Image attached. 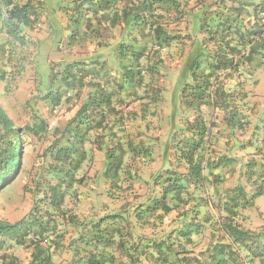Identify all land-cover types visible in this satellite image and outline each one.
<instances>
[{"label": "trees", "instance_id": "trees-1", "mask_svg": "<svg viewBox=\"0 0 264 264\" xmlns=\"http://www.w3.org/2000/svg\"><path fill=\"white\" fill-rule=\"evenodd\" d=\"M258 1L221 0L225 6L219 11L223 13L220 17L216 10L212 14L207 9L202 12L199 28L205 39L214 42L215 49L208 53L207 68L201 72H198L201 53L194 51V57L186 62L185 71L194 83L186 81L184 91L192 92L191 99L186 101L195 115L185 120L179 132L174 131L169 155L172 166L155 177L154 188L159 190L149 201L140 204L146 203L145 210L148 218L154 219V225L163 224L174 211L180 218L165 240L154 243L157 256L147 253L146 258L152 264H264V228L257 230L245 224L246 210L264 196V112L251 128L247 142L234 140L236 131H244L252 124L242 104L247 93L239 89L237 76L249 74L254 64L264 65V0ZM38 3V0H0V56L8 58L7 54L16 47L26 45L24 28L35 24ZM186 5L187 0H72L69 3L65 12L70 42L96 41L99 46L104 41V32L119 26L122 34L128 36L130 40L120 43L115 52L120 66L117 76L124 80H119L117 86L110 85L105 62L100 60L90 68L86 63L72 64L65 75L66 81L71 86L77 83L81 90L84 86L92 90L61 137L55 138L45 150L48 166L45 181L41 183L42 196L19 221L9 223L0 219V264H25L8 253L14 243L31 249L27 264H54V254L62 248L67 235L60 231V225L79 224V216L68 213L65 201L75 194V185L85 180L78 173L87 161L86 143L92 134L95 145L108 158L104 176L111 190L121 181L122 172L130 174L128 168L124 169L128 153L152 159V152L144 143L123 137L125 114L120 98L116 99L117 91L125 88L124 81L141 87L144 68L140 59L146 56L148 70L155 71L158 63L151 53L170 48L182 39L172 26L182 21ZM140 39L148 41L153 51L147 53L149 45L138 47ZM5 77L6 70L0 69V81ZM47 97L51 103L61 98L57 94ZM204 106L225 112L222 120L231 136H222L224 132L218 128L217 117H206ZM27 129L42 135L46 124L40 120ZM23 134L24 130L14 124L0 104V191L19 174ZM236 146L241 151L251 149L246 160L233 154ZM238 162H241L238 182L228 186L227 176ZM206 228L214 242L205 252L195 255L187 245L194 241V234ZM129 255L132 264L134 256ZM106 262L91 255L87 264Z\"/></svg>", "mask_w": 264, "mask_h": 264}, {"label": "rangeland", "instance_id": "rangeland-1", "mask_svg": "<svg viewBox=\"0 0 264 264\" xmlns=\"http://www.w3.org/2000/svg\"><path fill=\"white\" fill-rule=\"evenodd\" d=\"M71 1L38 0L39 5H35L37 20L33 26L24 28L28 40L26 45L16 47L7 54L8 58L0 56V69L6 70L5 79L0 81V104L14 124L24 130L19 174L8 187L0 191V219L9 223L22 219L36 199L42 196L41 183L45 181L48 166L45 150L55 138L61 137L63 129L76 115L92 90L87 86L81 90L75 82L71 86L65 75L72 64L78 65V62L88 64V68L96 65L95 62L101 55L98 52L99 47L105 40L100 42L99 46L96 41L70 42L71 31L68 29L65 10ZM257 2L259 1L255 0V3ZM227 4L230 6L231 3ZM223 6L225 4H222L221 0H187L184 18L179 24L172 26L183 36L182 39L173 43L170 48L151 53L150 56L156 58L158 63L155 71L148 70L149 62L146 56L140 59L144 68V82L141 87L124 81L125 88L117 91L119 94L116 99L120 98V107L125 114L122 136L144 143L152 152V159L137 158L128 153L124 159V169L128 168L130 174L122 172L121 181L111 190L104 176L108 158L95 145V134H92L91 140L86 143L87 161L78 173L79 176H84L85 180L82 184L75 185V194L69 195L65 201L68 213L79 216V224L60 223V231L66 232L67 235L62 248L55 254L54 264H70L73 255L76 259L85 253L80 252L81 248L79 253H75L80 241V247L88 252L86 249L91 244L90 236H82L83 239L79 241L77 237L73 239L75 232H109L115 224L122 228V224L129 219L135 221L141 212L148 217L146 203L140 204L149 201V197L159 190L154 188L155 177L172 166L169 155L174 131L179 132L184 127L185 120L195 115V110L186 101L191 99L192 92L189 89L184 91L186 81L189 84L194 83L193 77L188 76L185 71L186 62L189 57L201 53V68L198 71L201 72L207 68L208 53L215 49L214 42L205 39L199 28V24L203 22L202 12L207 9V13L212 14L216 10L217 17H220L223 13L219 11ZM210 22L213 23L211 20ZM104 33L107 35L106 42H111L109 53L102 55L103 58L110 56L106 60L111 67L106 69V72L119 75L120 66L115 60V52L120 43L130 39L119 29L106 30ZM139 41L140 43L136 44L138 47L149 45L144 39ZM147 48V53L153 51L150 45ZM194 51L195 54L192 55ZM97 66H100V63ZM237 77L239 89L247 93V98L242 104L243 109L250 114L252 124L250 123V128L244 131H236L234 140L247 142L251 138V128L264 112V65L254 64L249 74ZM117 79L120 82L124 80L122 76ZM114 86H117V81ZM79 89L80 92L77 91ZM185 93L191 94L186 96ZM56 94L61 96L59 101L57 99L59 103H51L47 96ZM123 94H128V97ZM203 112L206 117H217L218 128L224 132L222 136H231L229 128L222 120L225 117L224 111H212L204 106ZM40 120L46 124L45 133L38 135L27 129ZM250 152V148L241 151L236 146L233 154L244 161ZM240 167L241 162H238L232 168L233 172L227 176L226 185L231 186L238 182ZM142 207L143 209H140ZM247 211L250 219H247L246 224L259 229L260 223H264V196L258 197L255 205ZM262 226L264 228V225ZM9 247L8 253H13L25 264L29 263L31 249L15 243ZM82 259L88 261V258Z\"/></svg>", "mask_w": 264, "mask_h": 264}, {"label": "crops", "instance_id": "crops-1", "mask_svg": "<svg viewBox=\"0 0 264 264\" xmlns=\"http://www.w3.org/2000/svg\"><path fill=\"white\" fill-rule=\"evenodd\" d=\"M114 29H119L122 31L121 27H114ZM107 35L103 36V40H105L101 47L103 50L101 51V47H99V53L101 55L98 56V60L101 62H105L104 66L107 70L110 69V64L106 60L109 59L110 56L104 57L102 55L109 53V46L110 41L106 42ZM107 61V62H106ZM107 78L110 81V85L114 86L117 79V75L115 72H108ZM130 92H128L129 94ZM128 94H123L125 97H128ZM143 203V202H142ZM140 209H143L140 208ZM247 219L249 218V213L246 210ZM178 212L174 211L170 215L165 218L163 224L158 223V225H154L153 218H148L147 216L143 215L141 212L135 221H131L129 219L127 222L122 224V228L115 224L111 227L109 232H75V236L73 239L77 237V240H82V236L89 235V239L91 244L87 247L86 252L81 246L82 241H80V246L77 247V251L75 253L85 252L80 254L78 258L75 259L73 255L72 259L70 260V264H87L88 261H83V257L89 258L91 255H95L98 258L104 259L106 264H131V259L129 254H133L134 261L132 264H152L150 259L146 258L147 253L153 252L155 256L157 253L154 251L153 245L154 243L159 242L160 240H165L168 234V231L177 224L180 218L177 217ZM131 218L132 215H129ZM245 220V224L246 221ZM247 226L251 227L249 223L246 224ZM264 225V223H260L258 226L260 230ZM253 228V227H251ZM256 229V228H253ZM78 233V236H77ZM264 235V232H262ZM193 242L187 245V249L193 251V254L200 255L205 252L208 247H211L214 240L211 236V232L206 228L203 232L199 234H194ZM72 241V239H71ZM71 248V246H69ZM59 251V250H57ZM56 251V252H57ZM146 253V254H145ZM56 254V253H55ZM54 254V257H55ZM207 256V253L203 258ZM241 256L243 257V252H241Z\"/></svg>", "mask_w": 264, "mask_h": 264}]
</instances>
